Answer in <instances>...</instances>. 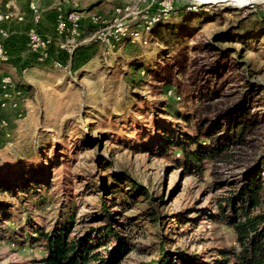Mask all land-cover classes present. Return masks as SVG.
<instances>
[{
  "label": "rangeland",
  "instance_id": "rangeland-1",
  "mask_svg": "<svg viewBox=\"0 0 264 264\" xmlns=\"http://www.w3.org/2000/svg\"><path fill=\"white\" fill-rule=\"evenodd\" d=\"M31 1H18L28 22L12 28V59H0V264H44L36 232L74 210L73 235L113 226L131 248L121 264L162 248L234 264L222 257L240 251L227 203L258 173L254 215L264 213V5L189 0L182 15L179 0L150 1L107 38L94 33L136 0H34L47 34L60 11L82 15L73 67L58 46L45 61L28 50ZM185 134L199 141L198 163L173 145Z\"/></svg>",
  "mask_w": 264,
  "mask_h": 264
},
{
  "label": "trees",
  "instance_id": "trees-1",
  "mask_svg": "<svg viewBox=\"0 0 264 264\" xmlns=\"http://www.w3.org/2000/svg\"><path fill=\"white\" fill-rule=\"evenodd\" d=\"M193 2L189 0H179L176 4L178 14L190 13ZM155 23L150 30L157 24ZM144 32V30H143ZM145 35V34H144ZM11 57L15 50L10 42L6 44ZM83 47L78 50L73 59V67L79 62ZM82 64V63H81ZM79 64V65H81ZM17 89L26 91L25 88L18 86ZM197 138L187 136L185 140L179 144H173L183 152L184 157L189 163L194 164L201 161L200 149L191 150L192 145H198ZM224 151L223 146L218 147L219 154ZM256 178L251 176L246 179L243 189L238 193L237 200H229L227 206L231 208L232 216H235L239 221H231L230 213L226 219L228 223L234 227L237 239L240 245L239 252H224L222 257H232L234 264H264V213L254 215L256 210L262 207L261 192L263 184L261 181V173L256 174ZM236 199V198H234ZM238 202V206L237 203ZM104 208V207H103ZM107 212V210H105ZM75 210L65 220L64 223L56 224L50 232L38 231L36 238H32L29 234L28 238L33 241L40 242L46 252L44 264H121L123 257L127 256L131 251L130 246L123 242L112 225L104 226L98 230L92 229V232H99L108 239L117 240L113 249H110L106 243L96 241L92 238V232L84 231L81 235H73V225L75 222ZM102 237V236H100ZM104 247V252L100 250ZM229 260L222 258L216 260L214 264H228ZM141 264H213L205 262L200 256L183 252L173 254L162 248L158 258L152 259L149 262Z\"/></svg>",
  "mask_w": 264,
  "mask_h": 264
},
{
  "label": "built area",
  "instance_id": "built-area-1",
  "mask_svg": "<svg viewBox=\"0 0 264 264\" xmlns=\"http://www.w3.org/2000/svg\"><path fill=\"white\" fill-rule=\"evenodd\" d=\"M19 0H8L3 8L0 10V59H12L6 44L10 42L13 36V27L24 25L28 22L27 15L21 12L18 7ZM135 6L124 7L116 10L114 22L96 30L94 34L104 33L109 38L115 33L118 22L125 21L131 14H140L142 11H149L147 7L150 1L155 0H136ZM143 10H140V8ZM30 26L28 29V50L38 60H48L50 58V51L58 46L71 58L76 51L84 44V20L81 16H72V12L60 11L56 16L54 32L47 34L42 30L44 15L38 4L32 0L29 5ZM124 12V13H123ZM132 12V13H130ZM156 13L153 17H156ZM99 17H93V21L100 20ZM92 37V36H91ZM89 39V38H88ZM63 66H68L64 65ZM71 70V66H68ZM2 83L8 85V81L4 78Z\"/></svg>",
  "mask_w": 264,
  "mask_h": 264
},
{
  "label": "bare ground",
  "instance_id": "bare-ground-1",
  "mask_svg": "<svg viewBox=\"0 0 264 264\" xmlns=\"http://www.w3.org/2000/svg\"><path fill=\"white\" fill-rule=\"evenodd\" d=\"M204 4H214V3H224V1H217V0H195ZM234 3L238 7H247L251 4L260 3L264 5V0H230V1H225V3ZM72 16H79L78 13H72Z\"/></svg>",
  "mask_w": 264,
  "mask_h": 264
},
{
  "label": "water",
  "instance_id": "water-1",
  "mask_svg": "<svg viewBox=\"0 0 264 264\" xmlns=\"http://www.w3.org/2000/svg\"><path fill=\"white\" fill-rule=\"evenodd\" d=\"M192 1H195V0H192ZM217 1H224V3H225V1H230V0H217ZM198 2V1H197Z\"/></svg>",
  "mask_w": 264,
  "mask_h": 264
}]
</instances>
